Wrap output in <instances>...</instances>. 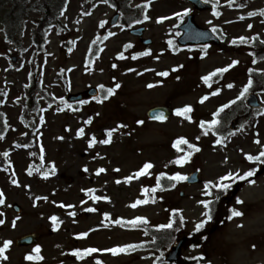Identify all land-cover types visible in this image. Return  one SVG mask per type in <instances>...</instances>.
<instances>
[{"label": "rangeland", "instance_id": "rangeland-1", "mask_svg": "<svg viewBox=\"0 0 264 264\" xmlns=\"http://www.w3.org/2000/svg\"><path fill=\"white\" fill-rule=\"evenodd\" d=\"M62 1L0 0V121L4 116L10 126L4 131V139L0 140V154L9 151L12 162L7 172L2 170L8 165L0 155V189L6 193V204L0 206V211L4 213L0 218L5 220V224L0 226V246L4 240L13 241L6 253L9 259H1L0 264H96V260L104 264H161L156 257H148L150 253L146 251L134 250L117 255L98 252L83 261L76 259L71 252L76 248L105 249L131 243L142 244L147 240L141 232L127 230L110 221H105L107 226H102L105 212L110 213L113 219L127 220L143 216L149 225H154L166 223L169 210L180 208L186 225L181 233L187 235L195 232V224L204 219L202 213L205 209L199 201L214 199L204 195V182L214 180L229 169L243 173L252 168L260 172L254 179L255 184L236 182L219 200L223 198L228 203L227 208L235 207L243 212V216L234 217L219 229H213L215 224L210 225L208 222L205 225L207 231H213V234L198 248L187 246L182 257L188 261L203 256V259H198V264H264V171L261 165L249 162L244 155H257L264 145V115H257L258 110L248 113L245 99L240 101L229 127L221 132L225 136L229 131L235 132V135L227 138L225 146L215 143L218 137H214L212 132L203 135L196 123V119L201 121L202 116L204 120L210 121V115L221 105L235 99L254 73L249 93L263 87L257 94L264 109V59L253 63L249 55V47L254 42L264 45L261 42L264 41V17L247 16L249 11L264 9V0H236L231 7L227 0H219V17L213 15V10L194 12L185 0H153L147 9L151 19L141 24L148 29L145 38L152 40L150 46L140 43L128 33L126 27L112 28L110 23L116 9L121 10V5L125 15L133 21L142 20L144 9L137 6L143 5L146 0H108V3L103 0H67L65 15L60 16L64 10L60 8ZM241 4L243 8L237 6ZM185 9L195 13L199 27L211 29L215 25L222 29L225 36L222 46L206 50L207 55L199 62L195 57L197 52L192 48L178 49L177 46L182 23L174 13ZM85 11L91 15H82ZM161 16H169L171 19L157 23ZM240 16L245 19H239ZM5 19L11 27L9 31H13L12 42H7L5 38ZM77 20L80 23H76ZM105 20L108 23L100 28V22ZM185 20L184 17L183 22ZM208 21H212V24ZM249 24L253 25L251 29L248 28ZM44 32L48 51L39 57V73L36 78L41 83L38 95L32 91L29 74L33 72L31 57L36 50L33 39L37 33ZM108 32L115 35L92 44L97 35L105 36ZM241 36L248 37L249 43L243 44L238 50L229 49L232 39ZM169 40L174 42V50H169ZM63 41H66V49L61 47ZM129 43L133 47L125 50L124 46ZM101 48L103 51H99ZM148 49H151L152 55L135 60L131 58ZM122 51L126 57L124 60L118 59ZM96 53H99L98 56ZM158 55L160 59L156 60ZM89 60H92L91 64H88ZM233 60H238L239 64L220 76L219 82L212 80L211 87L214 85L215 91L220 90L218 95H212L213 89L204 84L201 78ZM113 64L117 67L113 68ZM180 65L183 67H178ZM177 67V71H171ZM129 68L136 71L129 72ZM165 70L169 71V76L157 75L159 71ZM116 82L121 84V88L103 103L90 100L86 104H76L77 111L68 108L62 112L57 111L58 107H63L59 104L60 97L68 102L67 98L73 93L92 87L99 88L101 84L105 88L113 87ZM149 83L155 86L148 88ZM229 83L234 84V87L229 89ZM4 92L8 93L6 97ZM204 95H208L209 99L205 101L206 106L202 107L204 103L200 104L199 100ZM17 98H20L19 102ZM186 104L194 108L192 123L176 115L160 123H154L146 117L149 109L155 106H169L175 110ZM41 108L46 111L40 112ZM41 115L45 118L42 125L39 119ZM90 117L93 123L85 125L83 121ZM239 118H245V121L239 123ZM138 120H143L144 124H138ZM121 123L127 127L113 134L111 144L97 143L93 148L88 147L92 135H96L98 140L106 138L105 130ZM80 127L85 128L84 137L76 136ZM197 136H200L198 141L195 139ZM180 137L187 138L201 148L199 153L193 155L191 162L183 167L168 164V161L184 154L173 147L175 140ZM257 138L261 144L255 143ZM18 144H28L29 147H17ZM41 145L45 149L43 161L40 160ZM182 148L187 149V146L183 145ZM97 153L100 155L97 156ZM226 157L227 164L224 163ZM52 162L56 165V173L44 179L42 173L50 169ZM145 162L154 164L150 176L134 179L130 184L115 183L117 179L122 180L133 174ZM165 164L168 166L165 167ZM29 167L34 168L32 176L27 174ZM85 167L87 172L84 171ZM100 167L107 171L97 176L96 170ZM37 168L40 170L36 171ZM116 168L121 171H114ZM195 169L201 171L204 184L188 186L182 181L175 188L168 186L158 190L154 194L155 203L139 205L135 209L130 207L136 199L144 198L142 188L152 187L160 173L171 175L179 171L189 176ZM13 171L21 183L20 187L10 183ZM24 185H30V189ZM88 188H95L96 195L110 199L92 201L81 191ZM179 191L186 193L184 198L179 196ZM37 196H47L48 200L37 201ZM237 198L243 203L238 204ZM82 200L87 203L82 205ZM60 202L76 207L62 208L59 207ZM14 204L21 208V214L13 211ZM86 207H95L98 211L85 212L82 209ZM73 210L77 214L70 217L68 212ZM52 215L63 221L57 230L52 227ZM17 216L20 219L16 220V227L13 228L12 221ZM85 231L89 232L88 237L78 239L77 234ZM28 234L39 236L38 245L43 260L25 259L35 247L16 246L15 240ZM162 262L168 264L165 260Z\"/></svg>", "mask_w": 264, "mask_h": 264}, {"label": "snow or ice", "instance_id": "snow-or-ice-1", "mask_svg": "<svg viewBox=\"0 0 264 264\" xmlns=\"http://www.w3.org/2000/svg\"><path fill=\"white\" fill-rule=\"evenodd\" d=\"M104 3H108V0H103ZM153 0H146V3H144L143 5H138L137 7H142L144 9L143 12V19L142 20H135L134 23H143L144 21H148L151 19V17L148 15L147 9L151 6ZM205 3H208V0H205ZM236 3V0H227V4L229 7L233 6ZM240 8H243L244 5H237ZM219 8V0H215V3L213 5V15L219 17L221 15L220 11L218 10ZM67 9V5L64 6V10H62L60 12V16H64L65 15V11ZM191 12V9H185L183 11L180 12H176L174 13V16L179 19L181 21V23H183V19L184 17L188 16L189 13ZM82 15H91L90 12L85 11L82 13ZM262 16L264 17V9H260L258 12L257 11H249L247 13L248 17H255V16ZM171 19V17L169 16H161L157 19V23H163L165 20ZM239 19L243 20L245 19L244 16H240ZM76 23H80L79 20L76 21ZM108 23V21H101L99 24L100 28H104L105 25ZM208 23L211 25L212 21H208ZM51 27V26H50ZM120 27H123V25H120ZM253 27L252 24L248 25V28L251 29ZM211 31L213 33H216L219 31V29L213 25L211 28ZM115 35V33L112 32H108L107 35L105 36H100L97 35L96 38L92 41V44L95 45L98 42H102L104 40H107L110 36ZM252 39H257V37H253ZM239 41V43L241 44H247L249 43V38L248 37H244L241 36L239 38H234L232 39L231 43L233 45L237 44V42ZM262 43H264V41H261ZM73 43H75L73 41ZM169 46L175 48L174 42L172 40L168 41ZM133 45L132 44H126L124 46L125 50L132 48ZM207 46H205V50H204V54L207 55ZM69 51H71V49H69ZM99 51H103V49H99ZM99 53H96V55L98 56ZM162 54V53H161ZM152 55V51L151 49H148L146 51H142L139 52L135 55H133L131 58L132 59H138L139 57H143V56H150ZM118 59L120 60H124L126 59L124 52H120L118 54ZM156 60L160 59V56H156L155 57ZM255 62V61H254ZM92 60L88 61V64H91ZM239 64L238 60H233L231 61V63H229L228 65L224 66V67H219L216 68L214 71L210 72L207 75H204L201 79L204 82V84L209 85V87H211V82L213 80L214 77L217 76H223L225 73L229 72L230 69L234 68L236 65ZM23 65H21L22 67ZM113 68H116L117 65L113 64L112 65ZM178 67H183V65H180ZM177 68H173L171 69V71H177ZM129 72H134L136 71V69L134 68H129L128 69ZM144 71H154V69H145ZM249 72L251 73L252 70L250 69ZM138 75L142 74V73H137ZM169 71L165 70V71H159L157 73L158 76L160 77H167L169 76ZM31 75V74H29ZM177 79H179V77H177ZM155 85L152 83H149L147 85L148 88H153ZM253 86V80L251 79V77L248 79L247 84L243 87L242 91L238 94V96L231 100L229 103L223 104L222 106H220L218 108V110L213 113V119H211L210 121H206V120H201L199 121V128L202 130V134L207 136L210 132H212L213 134L218 135V138L216 139L215 143L217 145H221V146H225V141L227 140L228 137L235 135V132L229 131L227 136L225 135H219L218 133V126L221 124V119L219 118L221 116V113H223L225 111V109L230 108L232 105L236 104L237 101H242L244 99H246L247 95L250 92V89ZM227 87L229 89H231L232 87H234V84L229 83L227 84ZM99 88L102 92L106 93L102 96H96L94 97L95 100H97V102L99 103H103L105 100L109 99L111 96H113L118 89L121 88V84L119 82H116L114 84L113 87H107L105 88V86L103 84L99 85ZM219 89H217L216 91H214L212 93V95H218L219 94ZM3 95L6 97L8 95L7 92H4ZM20 98H17V102H19ZM56 99V98H54ZM59 99V104L63 105V107H58L57 111H64L65 108L71 109L72 111H77V109L73 108L72 104L68 103L63 97L58 98ZM209 99L208 95H204L200 98L199 103L203 104L205 103V101H207ZM0 103H2V101H0ZM80 104H86L88 103V101H80ZM49 107H51V104H49ZM40 112H44L46 111V109L41 108L39 110ZM194 112V108L191 104H186L184 106L181 107H177L175 109V115L178 117L183 118L184 120L188 121L189 123L194 122L193 120V115L192 113ZM96 115H99V113H97ZM257 115H264V109H260L257 111ZM155 120H160L163 121L166 119L165 115L161 112L158 115H154L152 117ZM40 119V123L41 125L45 122V118L43 115H41L39 117ZM85 125H91L93 123V119L90 117L88 119H85L84 121ZM138 124L143 125L144 121L143 120H138L137 121ZM3 126L5 129H7L9 126L7 119H4L3 121ZM127 125L126 124H118L117 127L115 128H110V129H106L105 130V134H106V138L103 139H97L96 135H92L91 138L88 140V147L89 148H93L97 145V143L102 144V145H109L112 143L113 141V134L115 132H117L119 129L122 128H126ZM70 130V129H69ZM242 130V129H241ZM38 132V129H37ZM22 135H27V133H23ZM258 135V134H257ZM76 136L77 137H84L85 136V128L84 127H80L77 132H76ZM4 136L2 134H0V140H3ZM59 139H64L63 137H59ZM197 141L200 139V136H197L195 138ZM255 143L257 144H261L260 139H256ZM181 145H186L187 149H183L181 148ZM17 147H29L28 144H24V145H17ZM173 147L177 149L178 152H183V155H179L177 156L175 159L168 161V164H173V165H177L179 167H183L184 165L188 164L191 162L192 157L195 153H199L201 151V148L193 142H190L187 138L185 137H180L178 139L175 140ZM40 160L43 161L44 160V152L45 149L43 147V145L40 146ZM3 156L4 160L7 162L8 167L3 168L2 170L4 171H8V168L12 166V162L9 159L10 153L9 151H4L2 154H0ZM31 155L35 156L36 153H31ZM97 156H99L100 154L97 153ZM245 158L249 161L252 162L254 164H258V165H264V145H262L261 150L259 151V153L257 155H253V154H249V153H245ZM228 160L227 157L224 160V163L227 164ZM168 164H165V167L168 166ZM41 167H43V163L41 164ZM154 168V164L152 162H145L142 167H140L137 171H135L133 174L128 175L123 177V179H117L115 181L116 184H121L123 183H128L130 184L134 179H139L140 177L146 176V175H151L150 170ZM36 171H39L40 169H35ZM56 165L54 162H52L51 167L48 171H44L42 173V176L44 179H48L49 175H55L56 173ZM33 171L34 168L33 167H29L27 169V174L29 176L33 175ZM84 171L87 172L88 169L87 167L84 168ZM107 171V169H105L104 167H100L96 170V175L99 176L101 173H105ZM114 171L119 172L121 171V169L116 168L114 169ZM256 168H252L249 169L248 171H244L243 173L240 170H227L225 171L224 174L216 177L214 180H208L205 184H204V195L205 196H213V189L218 190V192L221 193H227L230 189H232L233 185L237 182V181H242V180H247L250 184H255V180H251L249 179L250 177H253L256 175ZM167 178L168 181L173 182L171 183V187L175 188L176 184L182 181H187L190 179V177L188 175L182 174L181 172L177 171L174 174L168 175L167 173H160L159 176H157L156 178V183L154 187H143L142 188V193L144 198L143 199H136L135 202H133L130 207H132L133 209H135L137 206L139 205H146L148 203H155L156 201V196L154 195L157 190H162V185H161V180L164 178ZM10 183L14 186L20 187L21 183L20 181L16 178V173L15 171L12 172L11 177H10ZM24 187L29 188L30 189V185H24ZM81 191L85 192V194L92 200V201H100V200H109L110 198L107 196H100V195H96V189L95 188H88V189H82ZM152 194L151 196L149 194ZM220 195L217 194L214 196V199H204L199 201V203L203 206V208L205 209V211L202 213V215L204 216V219L200 220L199 222H197L195 224V231L199 232L201 229H203L205 227V225L211 221L213 219V207L212 205L220 200ZM35 200L39 201V200H48L47 196H37L35 197ZM236 202L238 204H242L243 201L240 200L239 198H237ZM53 203L55 204L56 202L53 201ZM87 201L86 200H82L81 204H86ZM6 204V193L4 192L3 189H0V206H4ZM59 207L62 208H68V209H75V205L72 204H64L63 202L59 203ZM85 212H97L98 209L95 207H86L82 209ZM179 210H173L172 211V219L170 220L169 223L164 224V225H160L159 228L160 229H172L173 225L176 223V217L178 214ZM230 213L231 215L228 217L229 220H231L233 217H240L243 216V212L237 210L235 207L230 209ZM76 211H70L68 212V215L70 217H75L76 216ZM4 213L2 211H0V217H3ZM20 217L17 216L15 220L12 221V227L15 228L16 227V220H19ZM51 223H52V227L54 230L59 229L60 225L63 223V221H61V219L56 216V215H52L50 217ZM184 216L180 215L179 216V222L180 224L184 223ZM105 221H110L111 223H114L116 225L119 226H123V227H131V228H136L140 225H147L148 224V220L147 218L143 217V216H137L133 219H124V218H119V219H113L110 213H103V221L101 222L102 226H107L104 222ZM5 224V220L3 218H0V226ZM242 227V225H240ZM95 230V229H92ZM89 235V232L85 231V232H80L77 234V238L78 239H82V238H87ZM153 243H155V241L153 240ZM13 244V241L8 239V240H4L2 243V246H0V259L3 260H8L9 257L6 255L7 251L10 249L11 245ZM143 244H135V243H131V244H125L122 246H114V247H110V248H105V249H100L97 247H87V248H76L74 250H72L71 255H73L76 259L83 261L86 257H90L92 256V254L94 253H98V252H106V253H111L112 255H117V254H121V253H128L130 251H134L137 248H141L143 247ZM255 247V245H253V248ZM162 258H163V252L160 253V256L157 257V260L161 261V264H163L162 262ZM25 259L28 261H41L44 259V257L41 255V247L39 245H37L34 249H32V251L27 254L25 256ZM196 259H203V256L197 257ZM96 264H103V261L101 260H96Z\"/></svg>", "mask_w": 264, "mask_h": 264}, {"label": "water", "instance_id": "water-1", "mask_svg": "<svg viewBox=\"0 0 264 264\" xmlns=\"http://www.w3.org/2000/svg\"><path fill=\"white\" fill-rule=\"evenodd\" d=\"M187 1H190L191 3H193L195 5V8H197V10L209 9V6H207L201 0H187ZM118 19H119L118 15L113 17V20L111 22L112 26L118 25L119 23ZM188 19H189L188 23L181 28L182 30L185 31L184 35L179 40L181 46H185L189 42L194 44L195 46H198L200 44H208L211 42L218 43V41L212 36V33H210L207 30H201V29L199 30L197 26H195L192 15L189 16ZM144 31L145 29L141 28V29H136L135 31H132L131 33L133 35H138L140 38H142L145 33ZM150 42H151L150 40L143 41L144 44H151ZM96 95H97V91L94 89V90H90L87 92H83V94L73 96V98H71L70 100L81 101V100H84V98L94 97ZM248 103L253 108L259 107V104L257 103L256 98L253 95L249 97ZM161 112L165 115L166 119H169V117H171L172 111H170L169 109L163 108V107L151 109L148 113V117L152 118L154 115H158ZM187 182L191 185H196V183H199L200 182L199 181V171H196L195 174L191 175L190 179L187 180ZM181 196H184V193H181ZM14 209L18 211L19 213L21 212L20 209L17 207H14ZM36 241H37L36 236H26L18 240L17 244L18 246L32 245V244H36L35 243ZM185 242L186 240L183 239L177 244L176 247H174V249L171 251V253L166 258L169 262H177L179 260V255L183 249V245Z\"/></svg>", "mask_w": 264, "mask_h": 264}, {"label": "trees", "instance_id": "trees-1", "mask_svg": "<svg viewBox=\"0 0 264 264\" xmlns=\"http://www.w3.org/2000/svg\"><path fill=\"white\" fill-rule=\"evenodd\" d=\"M42 50H43V47L39 46L38 52H36L37 53L36 56H38V54L41 53ZM179 216L180 215L177 214L176 223H175V226H177V228L180 225L183 226V224H180V222H179ZM160 225L154 226V228L153 227L147 228L146 232L150 236V238H152L151 248L156 247L157 250H160V252L164 253L166 251V249L170 245H172L173 242L175 241L176 231H175V229H160L159 228ZM153 240L155 241V243H153ZM190 242H192V240H190Z\"/></svg>", "mask_w": 264, "mask_h": 264}]
</instances>
